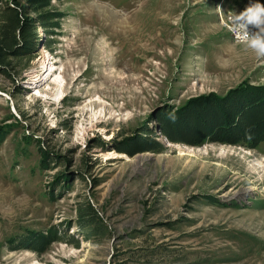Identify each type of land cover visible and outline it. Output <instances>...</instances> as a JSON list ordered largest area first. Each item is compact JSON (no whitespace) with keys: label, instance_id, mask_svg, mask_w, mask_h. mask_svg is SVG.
<instances>
[{"label":"rangeland","instance_id":"1","mask_svg":"<svg viewBox=\"0 0 264 264\" xmlns=\"http://www.w3.org/2000/svg\"><path fill=\"white\" fill-rule=\"evenodd\" d=\"M256 4L53 0L60 27L0 65V264H264V142H172L159 120L264 88L225 23ZM145 132L163 152H130Z\"/></svg>","mask_w":264,"mask_h":264},{"label":"trees","instance_id":"2","mask_svg":"<svg viewBox=\"0 0 264 264\" xmlns=\"http://www.w3.org/2000/svg\"><path fill=\"white\" fill-rule=\"evenodd\" d=\"M52 6L53 0H0L1 66L8 65L10 57H21L34 49L39 38V26L46 28L48 35L53 33L51 29L60 27L63 15L50 11ZM30 13L36 16L31 17ZM178 115L159 117L163 133L172 142L193 146L217 142L250 148L264 142V88L238 93L232 91L224 97L200 101L192 108L183 107ZM141 138L132 144L130 152L164 151L161 143L146 132L141 134ZM80 214L81 229L91 239L98 234L97 211L91 204H86L80 208ZM30 242L25 247L43 251L51 245L53 238L39 235L31 238Z\"/></svg>","mask_w":264,"mask_h":264},{"label":"clouds","instance_id":"3","mask_svg":"<svg viewBox=\"0 0 264 264\" xmlns=\"http://www.w3.org/2000/svg\"><path fill=\"white\" fill-rule=\"evenodd\" d=\"M233 32L246 48L252 49L258 57H264V6L256 4L247 7L242 14L232 17ZM255 26L258 31L249 34L248 26ZM241 33H243L241 37Z\"/></svg>","mask_w":264,"mask_h":264},{"label":"built area","instance_id":"4","mask_svg":"<svg viewBox=\"0 0 264 264\" xmlns=\"http://www.w3.org/2000/svg\"><path fill=\"white\" fill-rule=\"evenodd\" d=\"M225 17H226L225 23H226V25L229 28V32H230L232 38L236 42H241V40L237 38V34L231 30L233 28V21H232L231 18L232 17H236V15H234V14H227ZM246 30L248 31L249 34H252V33L258 31V29L255 28V26H251V25L248 26ZM240 35L242 37L243 33H241Z\"/></svg>","mask_w":264,"mask_h":264}]
</instances>
